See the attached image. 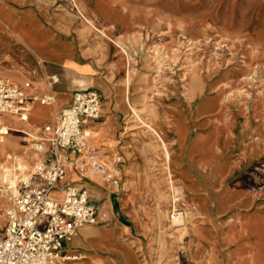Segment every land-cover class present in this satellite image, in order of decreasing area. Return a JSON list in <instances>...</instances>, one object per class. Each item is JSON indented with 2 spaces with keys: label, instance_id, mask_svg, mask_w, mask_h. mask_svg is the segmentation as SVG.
Returning a JSON list of instances; mask_svg holds the SVG:
<instances>
[{
  "label": "rangeland",
  "instance_id": "obj_1",
  "mask_svg": "<svg viewBox=\"0 0 264 264\" xmlns=\"http://www.w3.org/2000/svg\"><path fill=\"white\" fill-rule=\"evenodd\" d=\"M115 1L131 9L135 23L133 31L118 29L110 36L133 68L126 152L114 174L126 217L142 238L147 264H212L213 257L223 264L225 218L215 214L230 199L225 195L242 190L248 201H264V156L245 160L238 150L241 141H255L262 131L256 129L258 122L249 124L237 112L241 96L250 102L264 91V0ZM92 34L81 32L79 48L111 63L108 39ZM5 49L11 62L20 57L18 49ZM9 64L0 61V68ZM210 97L215 107L198 117L197 107L203 113ZM0 120L22 126L12 115H0ZM229 126L239 136L230 145L224 144ZM0 137L5 152L8 137H19L23 151L21 159L0 156L1 215L12 194L2 173L11 171L15 161L34 165L25 161L37 153L20 128ZM242 216L224 237L235 245L236 264H258L264 256L252 248L264 235V225L258 224V215L250 222ZM70 262L116 264L109 253Z\"/></svg>",
  "mask_w": 264,
  "mask_h": 264
},
{
  "label": "crops",
  "instance_id": "obj_2",
  "mask_svg": "<svg viewBox=\"0 0 264 264\" xmlns=\"http://www.w3.org/2000/svg\"><path fill=\"white\" fill-rule=\"evenodd\" d=\"M130 10L118 5L115 0H0V61L13 63L0 68V76L15 83L31 81L36 85L38 95H44L48 93L45 77L55 74L59 77V82L49 89V93L60 105H67L76 91H97L102 99L100 116L96 120L86 121L83 130L88 134L89 144L97 148L101 162L108 169H116L122 161V154L126 152V115L130 108L129 94L133 74L131 63L118 50L119 41L110 36L115 37L113 34L118 29L134 30L135 23ZM80 17L88 25L79 23ZM83 25L88 29H83ZM85 30L93 34L99 32L108 39L103 40L107 47L113 49L111 63L103 57L87 56L85 49L79 48L81 32ZM99 38L101 39L100 36ZM6 47L21 51L20 57L15 55L13 62L8 60L6 52L4 53ZM214 100V97L206 100L209 104L203 113H199V105L197 116L212 111L215 107ZM250 100L249 102L241 96L237 104L238 116H243L249 124L258 122L259 127L256 129L262 131V136L259 135L255 141H241L238 150L240 157L245 160L264 156V91ZM54 121V107L37 103L29 108L28 120L19 121L21 127L7 125L10 132L20 128L33 139L41 136L42 128ZM1 124L3 122L0 120ZM238 137L232 135L229 126L227 133H224V144L227 140L230 145ZM3 140L4 137H1V144ZM207 140L215 144L212 137ZM5 146L9 153L4 151L2 145L0 156L22 157L19 137H8ZM62 154L65 157V175L60 182L61 186L84 189L90 202L98 210L96 223L83 226L78 235L64 246L63 254L72 260L80 255L85 257L109 253L116 264H147L142 238L131 224L130 218L126 217L127 213L123 208L125 198L119 194V187L104 182L76 155L67 151ZM36 155L31 159L26 157L25 163H36L39 158ZM246 194L242 190L229 191L225 195L230 196L226 206L221 208L220 204L215 214L225 218L222 240L226 243L227 251L223 264H236L235 245L228 242L224 235H227L230 225L237 227L240 214L246 216L249 222L258 215V224L264 225V201H248L245 199ZM100 235L101 239L97 241L95 238ZM258 240V244L252 249L257 251L259 248L264 256V235ZM211 261L212 264H218L214 257ZM258 264H264V259H260Z\"/></svg>",
  "mask_w": 264,
  "mask_h": 264
},
{
  "label": "built area",
  "instance_id": "obj_3",
  "mask_svg": "<svg viewBox=\"0 0 264 264\" xmlns=\"http://www.w3.org/2000/svg\"><path fill=\"white\" fill-rule=\"evenodd\" d=\"M58 82L57 75H47L48 93L38 95L33 82L15 83L0 76L1 116L25 122L29 108L37 103L55 109L54 123L45 125L42 135L32 140L30 148L39 155L38 161L32 166L15 161L11 171L2 173L12 194L10 205L0 215V264H71V258L63 254L64 246L83 226L96 223L98 210L84 189L56 188L65 175L63 151L79 157L104 182L119 186L116 169L104 166L83 130L86 121L100 116V94L79 90L67 105H60L49 93Z\"/></svg>",
  "mask_w": 264,
  "mask_h": 264
},
{
  "label": "bare ground",
  "instance_id": "obj_4",
  "mask_svg": "<svg viewBox=\"0 0 264 264\" xmlns=\"http://www.w3.org/2000/svg\"><path fill=\"white\" fill-rule=\"evenodd\" d=\"M12 130V129H11ZM9 132H10V127L7 125V124H5V123H3V124H1L0 125V134H9ZM1 138V137H0ZM19 162H21V161H19ZM24 166H26V164H24L23 162H21ZM1 166V165H0ZM3 197V196H2ZM243 217V216H242ZM244 228V227H243ZM228 237V236H227ZM228 239V238H227ZM252 244V243H251ZM250 246V245H249ZM260 252V251H259ZM260 256V255H259ZM254 257H255V255H254Z\"/></svg>",
  "mask_w": 264,
  "mask_h": 264
}]
</instances>
